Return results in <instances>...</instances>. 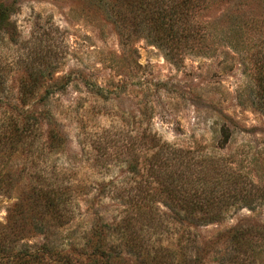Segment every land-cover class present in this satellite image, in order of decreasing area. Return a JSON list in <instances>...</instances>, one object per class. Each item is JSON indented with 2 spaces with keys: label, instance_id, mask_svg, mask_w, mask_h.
<instances>
[{
  "label": "rangeland",
  "instance_id": "obj_1",
  "mask_svg": "<svg viewBox=\"0 0 264 264\" xmlns=\"http://www.w3.org/2000/svg\"><path fill=\"white\" fill-rule=\"evenodd\" d=\"M0 1L15 7L14 34L0 42V223L53 179L64 193L66 219L58 224L66 225L47 238L60 245L81 242L98 223L117 224L115 239L128 227L125 236L132 233L148 254L178 259L200 246L204 264H217L214 249L226 247L216 243L220 233L238 224L264 227V201L249 199L219 224L180 225L152 172L160 160L150 157L167 142L191 150L192 162L210 160L205 170L214 165L241 176L239 191L264 192L255 41L236 51L218 34L214 54L176 63L145 39L122 43L93 0ZM238 4L220 0L200 20L220 24L236 8L250 11ZM49 115L66 137L62 152L48 146Z\"/></svg>",
  "mask_w": 264,
  "mask_h": 264
},
{
  "label": "trees",
  "instance_id": "obj_2",
  "mask_svg": "<svg viewBox=\"0 0 264 264\" xmlns=\"http://www.w3.org/2000/svg\"><path fill=\"white\" fill-rule=\"evenodd\" d=\"M220 0H93L99 13L114 27L120 41L130 46L134 37L145 39L162 50L173 62L183 63L188 55L211 56L215 39L221 34L227 47L238 50V46H250V61L256 68V82L259 91L257 109L264 113V0H239L244 11L236 8L222 23L201 21L205 12ZM238 4V5H239ZM15 13L12 3L0 1V42L2 34L14 33L11 17ZM217 24V25H214ZM253 33L257 40L248 36ZM238 39H236V37ZM212 45V46H211ZM25 84L22 85L24 90ZM103 89L98 91V95ZM48 146L52 151L64 150L66 137L54 117L49 115ZM155 148V147H154ZM191 150L163 142L152 160H160L159 169L152 172L160 185V194L169 202L167 208L180 225L194 229L200 226L221 223L229 208L249 200L264 201V192L252 194L236 185L243 179L214 165L206 170L204 158L192 162ZM210 160L208 164H210ZM196 163L197 171L194 169ZM223 167L222 164H220ZM155 166V164H154ZM154 169V170H153ZM157 170V173L156 171ZM228 173V174H227ZM225 189H223V183ZM244 183V180H243ZM227 185V186H226ZM235 187V190L231 188ZM253 186V185H252ZM70 189V188H69ZM238 190V191H237ZM61 184L37 185L30 191L27 202L14 204L9 211L7 223H0V264H204L201 247H194V253L186 257L175 254H148L142 243L136 242L132 233L125 236L127 228H121L124 235L115 239L118 225L96 224L81 238V242L59 244L47 238L48 232L55 234L65 227L66 219L62 207ZM72 198V195L69 194ZM147 197H143L145 200ZM152 198V195L151 197ZM251 208V207H250ZM139 209V208H138ZM253 211V209H251ZM138 215H145L142 209ZM136 213V214H137ZM137 221L139 218H136ZM126 221V220H125ZM53 232V233H54ZM42 237L41 243L31 239ZM226 244L218 255L217 264H261L264 258V227L253 224H238L220 233L217 244ZM212 243L213 245L216 244ZM206 247V245L204 246ZM204 249V248H203ZM183 252V250H182ZM170 253V252H169Z\"/></svg>",
  "mask_w": 264,
  "mask_h": 264
}]
</instances>
